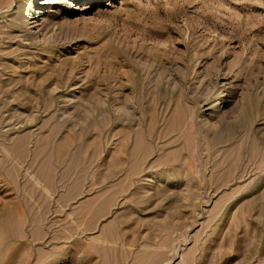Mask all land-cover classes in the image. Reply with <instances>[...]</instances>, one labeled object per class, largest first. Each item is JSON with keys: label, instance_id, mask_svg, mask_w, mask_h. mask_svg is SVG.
<instances>
[{"label": "rangeland", "instance_id": "1", "mask_svg": "<svg viewBox=\"0 0 264 264\" xmlns=\"http://www.w3.org/2000/svg\"><path fill=\"white\" fill-rule=\"evenodd\" d=\"M22 14L0 264H264V0H0V27Z\"/></svg>", "mask_w": 264, "mask_h": 264}, {"label": "bare ground", "instance_id": "2", "mask_svg": "<svg viewBox=\"0 0 264 264\" xmlns=\"http://www.w3.org/2000/svg\"><path fill=\"white\" fill-rule=\"evenodd\" d=\"M8 6L9 5L7 4V7ZM26 16L27 17L24 18V15L23 14L22 15H19L11 23L8 22L9 24L6 23L3 27H0V35H6L7 38L11 39L10 41H12V40L16 39V37H17L16 34H18V33H26L27 30H28L27 28H30L29 25L35 23V21L33 20V18H29V16L27 14H26ZM37 26H39V25L37 24ZM27 36L31 38V36L29 34ZM159 61L160 62H165V64L170 65V67H173V65H175L173 59H171V57H169V56H164V58L163 59H160ZM214 78H218V77L215 75ZM138 79L141 80L142 78H140V76L138 75ZM182 79H184V82H186L187 81V75H185V76L183 75L182 76ZM120 87H121V89L127 88V86L125 85V83H121V86ZM154 87L156 88V91L157 92H160L161 93V96L159 97V95H158V97L156 99V107H157V105L159 103L161 104V103H163L166 100V98L164 97V96H166L165 95L166 89H165V87H163V84H162L161 81L158 84L156 83ZM42 89L43 88L40 86V88L38 89V92L39 93H42V91H43ZM110 89H111L110 86L109 85H106V90H110ZM3 93L6 94V93H8V91H5V89L0 88V95L3 94ZM210 99H211V95H208L207 97H205L203 99H200L199 97H195V98L191 99V101H188L187 99H185V101L187 103L190 102L193 107L192 108H186V112L181 116V119L184 122L190 123L192 125L196 124L197 121H198L197 120V117H198V107L200 106L201 103H203L204 105H206L207 103H209ZM18 102H20V100ZM25 102H29V101L27 100ZM206 110H208V109H206ZM257 119H264V113H262L260 115H256L254 117V121H256ZM218 120L219 121H222L223 118L221 116H218ZM157 140H158V138H156V141Z\"/></svg>", "mask_w": 264, "mask_h": 264}]
</instances>
